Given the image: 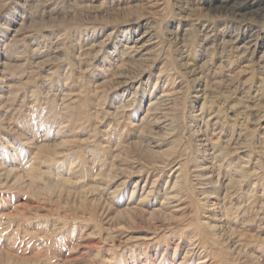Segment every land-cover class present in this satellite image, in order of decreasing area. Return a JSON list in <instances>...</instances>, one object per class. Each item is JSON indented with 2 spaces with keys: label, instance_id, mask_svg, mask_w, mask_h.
<instances>
[{
  "label": "rangeland",
  "instance_id": "rangeland-1",
  "mask_svg": "<svg viewBox=\"0 0 264 264\" xmlns=\"http://www.w3.org/2000/svg\"><path fill=\"white\" fill-rule=\"evenodd\" d=\"M0 264H264V0H0Z\"/></svg>",
  "mask_w": 264,
  "mask_h": 264
}]
</instances>
